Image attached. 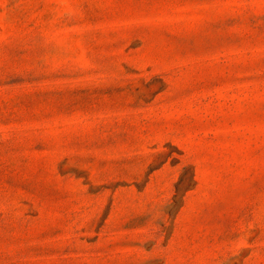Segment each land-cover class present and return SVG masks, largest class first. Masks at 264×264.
<instances>
[{
	"label": "rangeland",
	"instance_id": "rangeland-1",
	"mask_svg": "<svg viewBox=\"0 0 264 264\" xmlns=\"http://www.w3.org/2000/svg\"><path fill=\"white\" fill-rule=\"evenodd\" d=\"M0 264H264V0H0Z\"/></svg>",
	"mask_w": 264,
	"mask_h": 264
}]
</instances>
